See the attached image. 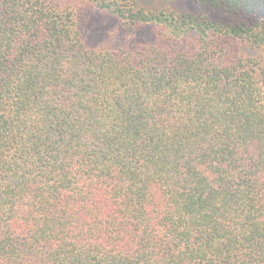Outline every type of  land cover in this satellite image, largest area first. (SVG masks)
I'll use <instances>...</instances> for the list:
<instances>
[{
    "label": "trees",
    "instance_id": "16d2710c",
    "mask_svg": "<svg viewBox=\"0 0 264 264\" xmlns=\"http://www.w3.org/2000/svg\"><path fill=\"white\" fill-rule=\"evenodd\" d=\"M187 1L0 0V264H264V0Z\"/></svg>",
    "mask_w": 264,
    "mask_h": 264
},
{
    "label": "rangeland",
    "instance_id": "374dc122",
    "mask_svg": "<svg viewBox=\"0 0 264 264\" xmlns=\"http://www.w3.org/2000/svg\"><path fill=\"white\" fill-rule=\"evenodd\" d=\"M148 7L170 8L176 10H193L195 6L187 0H141ZM89 19L86 22L89 30V41L96 45L97 42H110L114 44L120 40V34L117 32V23L114 19L105 15L90 12Z\"/></svg>",
    "mask_w": 264,
    "mask_h": 264
}]
</instances>
